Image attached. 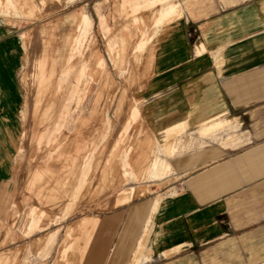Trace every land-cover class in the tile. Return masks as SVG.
I'll return each mask as SVG.
<instances>
[{"label": "rangeland", "instance_id": "obj_1", "mask_svg": "<svg viewBox=\"0 0 264 264\" xmlns=\"http://www.w3.org/2000/svg\"><path fill=\"white\" fill-rule=\"evenodd\" d=\"M209 1L0 0V20L24 46L20 144L0 185V264H80L82 220L122 191L163 189L170 159L202 144L183 124L157 121L147 87L162 34L208 14Z\"/></svg>", "mask_w": 264, "mask_h": 264}, {"label": "crops", "instance_id": "obj_2", "mask_svg": "<svg viewBox=\"0 0 264 264\" xmlns=\"http://www.w3.org/2000/svg\"><path fill=\"white\" fill-rule=\"evenodd\" d=\"M202 4L208 14L181 17L162 34L147 87L157 121L183 124L202 144L170 159L163 189L122 191L113 208L82 220L80 264L264 259V0ZM23 53L21 32L0 20V185L20 144ZM203 123L206 137L196 132Z\"/></svg>", "mask_w": 264, "mask_h": 264}, {"label": "bare ground", "instance_id": "obj_3", "mask_svg": "<svg viewBox=\"0 0 264 264\" xmlns=\"http://www.w3.org/2000/svg\"><path fill=\"white\" fill-rule=\"evenodd\" d=\"M44 77H42V79H43ZM45 80H46V78H44Z\"/></svg>", "mask_w": 264, "mask_h": 264}]
</instances>
